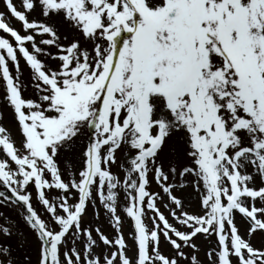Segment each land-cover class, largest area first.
I'll list each match as a JSON object with an SVG mask.
<instances>
[{
	"label": "snow or ice",
	"instance_id": "6c2138e0",
	"mask_svg": "<svg viewBox=\"0 0 264 264\" xmlns=\"http://www.w3.org/2000/svg\"><path fill=\"white\" fill-rule=\"evenodd\" d=\"M0 6V264H264V0Z\"/></svg>",
	"mask_w": 264,
	"mask_h": 264
},
{
	"label": "rangeland",
	"instance_id": "374dc122",
	"mask_svg": "<svg viewBox=\"0 0 264 264\" xmlns=\"http://www.w3.org/2000/svg\"><path fill=\"white\" fill-rule=\"evenodd\" d=\"M0 7H2V6H0Z\"/></svg>",
	"mask_w": 264,
	"mask_h": 264
}]
</instances>
